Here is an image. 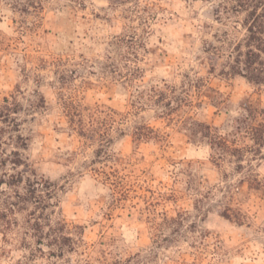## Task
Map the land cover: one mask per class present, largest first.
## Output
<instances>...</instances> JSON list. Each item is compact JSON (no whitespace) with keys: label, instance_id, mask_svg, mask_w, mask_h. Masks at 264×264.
<instances>
[{"label":"rangeland","instance_id":"1","mask_svg":"<svg viewBox=\"0 0 264 264\" xmlns=\"http://www.w3.org/2000/svg\"><path fill=\"white\" fill-rule=\"evenodd\" d=\"M233 5L0 0V264H264V145L204 137L264 104Z\"/></svg>","mask_w":264,"mask_h":264},{"label":"trees","instance_id":"2","mask_svg":"<svg viewBox=\"0 0 264 264\" xmlns=\"http://www.w3.org/2000/svg\"><path fill=\"white\" fill-rule=\"evenodd\" d=\"M233 8L236 12L246 14L243 20L246 33L234 46L232 73L246 78L252 84L264 86V0H234ZM205 127L208 131L204 137L213 141L224 153L239 160H242L246 149V146L239 145L241 137L253 141L256 147H249L261 153L264 145V104L250 101L241 107L237 116L221 126H215L214 129L208 125ZM145 129L153 132L149 126ZM137 136L146 140L150 138L147 133L139 132ZM224 216L232 220L228 212Z\"/></svg>","mask_w":264,"mask_h":264}]
</instances>
